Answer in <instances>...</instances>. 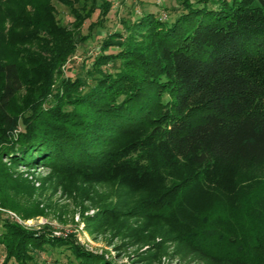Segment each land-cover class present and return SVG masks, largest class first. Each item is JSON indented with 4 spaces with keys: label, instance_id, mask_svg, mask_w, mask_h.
Masks as SVG:
<instances>
[{
    "label": "trees",
    "instance_id": "16d2710c",
    "mask_svg": "<svg viewBox=\"0 0 264 264\" xmlns=\"http://www.w3.org/2000/svg\"><path fill=\"white\" fill-rule=\"evenodd\" d=\"M58 1L73 16V28L60 21L52 0H0L4 207L28 219L39 215L25 213L14 196L21 184L12 167L141 185L168 165L191 163L204 174L217 164L264 163V0H184L171 21L144 13L104 37L100 53L82 64H90L86 73L75 77L65 74L67 64L81 43L100 36L96 29L114 0ZM140 30L151 40L139 42ZM187 184L146 203L165 212L178 202V217L184 206L182 238L212 264H264V187L234 201L207 185L209 197L195 202L197 189ZM173 190H180L177 196L168 194ZM233 205L242 213L227 215ZM65 249L74 258L62 261ZM0 251L1 264H48L50 257L54 264H108L71 237L29 230L3 212Z\"/></svg>",
    "mask_w": 264,
    "mask_h": 264
},
{
    "label": "rangeland",
    "instance_id": "374dc122",
    "mask_svg": "<svg viewBox=\"0 0 264 264\" xmlns=\"http://www.w3.org/2000/svg\"><path fill=\"white\" fill-rule=\"evenodd\" d=\"M183 1L114 0L109 18L102 28L96 29L100 36L80 44L77 53L67 64L65 74L75 77L76 73L81 72L84 75L90 64L84 68L82 64L100 53L103 38L116 30L125 31L127 24L133 23L144 13H154L164 19L167 17V21L174 20L183 10ZM191 1L195 5L198 3V0ZM52 4L57 9L60 21L73 28L71 22L74 18L69 9L58 0H52ZM96 15L85 22L84 32H87L88 25ZM146 33L144 30L137 31L135 38L141 42ZM76 37L79 38L78 32ZM144 39L145 42L151 40L148 37ZM33 44L36 45V41ZM118 50L111 48L109 52ZM105 68H111V64ZM151 91L156 93V89ZM17 102L19 104L21 100ZM4 161L9 165L7 159ZM12 169L21 184L20 193L13 192L14 196L25 206V213L39 215L25 218L23 214L4 207L1 197L4 210L0 212L29 230L47 228L56 237H71L84 250L103 256L108 264H212L210 259L192 252L182 238L188 231L183 223L185 218H181L185 215L184 206L178 217V202H174L165 212H154L156 208L151 207L146 200L157 197L183 180L188 181L187 185H195V202L209 197L207 185L224 190L233 196L234 201H242L264 187V163L248 167L217 164L208 168L204 174L200 173L199 166L191 163H181L174 167L168 165L161 176L148 175L142 180L143 183L140 182L141 185L118 181L89 182L80 177L54 176L49 168L27 169L20 166ZM207 179L209 184L206 183ZM21 180H25L27 185ZM179 191L173 190L168 194L177 196ZM176 196L172 197L176 199ZM215 204L221 205L220 201ZM235 204L239 205L238 202ZM260 204L264 206V200ZM238 209L233 205L226 213L237 216L242 213ZM255 209L252 212L262 213L259 208ZM71 255L70 250L65 249L60 257L62 261H67ZM44 258L47 259V256L42 254ZM2 261L3 253L0 251V264ZM48 264H54L53 258H48Z\"/></svg>",
    "mask_w": 264,
    "mask_h": 264
},
{
    "label": "built area",
    "instance_id": "2783aa9c",
    "mask_svg": "<svg viewBox=\"0 0 264 264\" xmlns=\"http://www.w3.org/2000/svg\"><path fill=\"white\" fill-rule=\"evenodd\" d=\"M0 210H4L2 207H1V202H0ZM10 214H12L13 216H16L15 213L13 212H9Z\"/></svg>",
    "mask_w": 264,
    "mask_h": 264
}]
</instances>
